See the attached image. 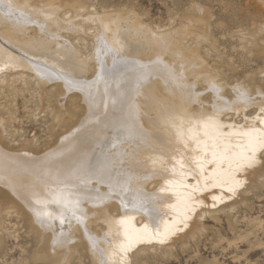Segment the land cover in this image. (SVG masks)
I'll return each mask as SVG.
<instances>
[{"label": "bare ground", "instance_id": "6f19581e", "mask_svg": "<svg viewBox=\"0 0 264 264\" xmlns=\"http://www.w3.org/2000/svg\"><path fill=\"white\" fill-rule=\"evenodd\" d=\"M99 15L77 12L62 20L54 4L0 0V38L7 43L0 42V73L33 72L30 58L44 85L49 77L59 79V97H70L74 107L82 101L89 111L78 132L36 155L0 145V200L5 202L0 207V251L7 229L3 219L15 215L34 231L39 245L50 241L52 253L45 259L52 264H70L81 245L93 264H133L147 250L170 251L194 235L192 229L211 214L210 206L217 209L214 213L230 216L238 204L235 197L261 169H255L264 150V143L257 142L264 138L260 88L241 85L237 88L247 94V102L237 97V89L231 90L236 97L228 99L224 78L208 77L206 84L214 83L218 91L213 90V101L206 105L193 96L190 67L182 57L176 63L164 57L174 52L172 33L147 38L148 30H133L131 24L112 23L111 15ZM90 24L99 28L104 41L98 45L105 47L102 68L95 64L91 78L95 55L83 58L77 43L61 34L68 31L83 39ZM108 54L112 63V57L102 61ZM252 107L259 114L248 117ZM228 111L244 120H224ZM152 112L156 117H150ZM246 132L256 139L250 143ZM250 148L255 162L248 166L243 158L253 154ZM86 163L89 169L104 166L115 181L113 189L93 187ZM73 205L79 220L72 215ZM38 210L50 216L38 217ZM54 238L61 242L54 245ZM122 243L131 244L127 252L120 251ZM41 253L39 249L35 255L40 258Z\"/></svg>", "mask_w": 264, "mask_h": 264}, {"label": "rangeland", "instance_id": "374dc122", "mask_svg": "<svg viewBox=\"0 0 264 264\" xmlns=\"http://www.w3.org/2000/svg\"><path fill=\"white\" fill-rule=\"evenodd\" d=\"M34 4H54L59 7L62 20L69 18V15L74 17L77 12L84 15L100 14L106 19L113 17L110 19L112 23L131 24L133 30H148L145 33L147 38L172 33L174 52L171 50V55L165 54L164 57L172 63H176L177 56L182 57L190 67L187 82L192 94L206 105L213 101V90L206 84L205 78L212 76L213 79H227H223V83L229 86L225 89L228 99L236 97L231 94V90L245 84L257 86L264 94V73L261 74V71L264 72V50L262 54L256 53L264 47V5L260 0H34ZM90 25L85 30L86 35L81 34L83 39L68 31H62L61 34L66 40H72L74 45L77 43L83 58L95 55V59L90 60L92 71L87 76L91 78L94 68L102 66L99 61L104 55L101 50L105 47L98 45L99 40L104 41L99 28L95 24ZM255 37L257 45L252 42ZM0 42L7 46L1 38ZM250 44L255 47L252 48ZM259 45L260 49L256 47ZM172 54L176 56L173 58ZM111 55L103 57L102 61L107 63L112 57V63L114 58ZM27 59L35 64L34 60ZM137 62L140 63V60ZM33 65V72L21 70L0 73V145L36 155L78 132L88 121L89 111L86 112V105L82 101L79 107H74L70 97H59V79L49 77L47 79L50 81L46 80L47 84L44 85L42 76L38 75ZM98 101L95 104L96 114L100 107ZM228 112L223 115L224 120L238 123L244 120L242 116L237 117L234 112ZM247 114L251 117L259 113L252 107ZM155 115L152 112L150 117L154 118ZM260 162L255 167L261 168L258 176L254 181L249 180L247 187L240 190L241 195L235 197L238 204L230 216L214 213L217 209L210 206L211 214L201 219L199 229H192L196 237L188 235V240L185 238L183 243L178 242L170 251L147 250L134 259L133 264H264V150ZM84 170H88V181L93 187L101 184L104 190L109 186L113 189L115 181L104 166L89 169L86 163ZM94 170L100 171L92 175L89 171L93 173ZM4 205L5 202L0 200V207ZM3 222L7 229L3 232L0 264H52L45 259L52 253L50 241L46 239L39 245L34 231L15 215L10 218L5 216ZM39 249L42 259L35 255ZM70 264H93L85 245L79 247Z\"/></svg>", "mask_w": 264, "mask_h": 264}, {"label": "snow or ice", "instance_id": "6c2138e0", "mask_svg": "<svg viewBox=\"0 0 264 264\" xmlns=\"http://www.w3.org/2000/svg\"><path fill=\"white\" fill-rule=\"evenodd\" d=\"M109 51H110V49H109ZM154 63H159V60H157V61H155ZM141 67H147V66H141ZM209 87L212 89V90H215V91H218V89L216 88V85L214 84V83H210V85H209ZM237 92H238V94H239V96H238V98L239 99H241V100H243L244 102H247V100H248V97H247V94L245 93V92H241L239 89H237ZM262 111H264V109H262ZM262 123H264V121H262ZM255 131H258L257 129H252L251 130V132H255ZM251 132H246V133H244V135H247V136H249L250 137V143H251V141L252 140H255L256 138H253V137H251ZM257 142H259V143H264V138H260ZM205 150H207V149H205ZM250 150L252 151V155L251 156H244V161H245V163L248 165V166H251L254 162H255V149L254 148H250ZM215 156H216V153L215 152H213V158H215ZM181 167H183V165H181ZM201 169L203 170V168H202V165H201ZM237 183H239V181L237 182ZM71 211H72V215L76 218V219H80L79 217H76V213H75V206L73 205V207H72V209H71ZM41 215H43V216H50V213H48L47 211H37V216L39 217V216H41ZM42 224L44 223V221L43 220H41L40 221ZM64 223V220H63V214H61V224H63ZM49 226L51 227L52 225L51 224H49ZM61 241H59L58 240V238H54V240H53V244L55 245V244H57V243H60ZM161 242H163V241H161ZM131 247V244L129 243V244H121L120 245V251L121 252H127L128 250H129V248Z\"/></svg>", "mask_w": 264, "mask_h": 264}]
</instances>
